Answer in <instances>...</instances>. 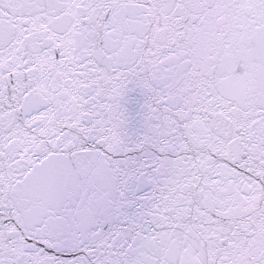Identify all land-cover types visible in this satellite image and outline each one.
<instances>
[{"label":"snow or ice","instance_id":"obj_1","mask_svg":"<svg viewBox=\"0 0 264 264\" xmlns=\"http://www.w3.org/2000/svg\"><path fill=\"white\" fill-rule=\"evenodd\" d=\"M0 264H264V0H0Z\"/></svg>","mask_w":264,"mask_h":264}]
</instances>
